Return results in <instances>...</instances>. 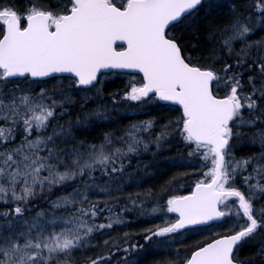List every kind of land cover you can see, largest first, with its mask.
Listing matches in <instances>:
<instances>
[{
    "label": "snow or ice",
    "instance_id": "snow-or-ice-1",
    "mask_svg": "<svg viewBox=\"0 0 264 264\" xmlns=\"http://www.w3.org/2000/svg\"><path fill=\"white\" fill-rule=\"evenodd\" d=\"M160 252L264 264V0H0V264Z\"/></svg>",
    "mask_w": 264,
    "mask_h": 264
},
{
    "label": "trees",
    "instance_id": "trees-1",
    "mask_svg": "<svg viewBox=\"0 0 264 264\" xmlns=\"http://www.w3.org/2000/svg\"><path fill=\"white\" fill-rule=\"evenodd\" d=\"M126 79V78H125ZM122 82L120 79H115L112 83L109 84L108 88L106 89V91H112L115 88H121ZM171 115H175V113L171 112L169 109H164L162 112L161 111H156L153 110L151 112H148L146 114V116H156V117H161V116H171ZM145 115H128V114H124L123 115V119L121 121V123H127L129 121H133V120H137V119H145L146 118ZM158 130V129H157ZM163 155L167 156V155H175V151H173L172 153H163ZM143 159L147 160L150 159V157H148L147 155H145L143 157ZM133 163H135V161H133ZM160 170H162L164 172L163 175H160L159 173H157L156 176L146 179L145 182L140 186L142 188H149V187H154L157 191H159V187L160 185L168 179L169 176H171L172 174L176 173V172H191L194 169L198 170V168H196L195 164H193L192 167H172V168H168V166L166 164H161L158 166ZM46 174V173H45ZM196 179L195 176H189L187 178V181L184 184V187L182 189H180L178 192L176 193H170V194H184L186 191H190L191 190V182ZM175 187V186H173ZM137 191V187L135 184H132L128 187L124 188L123 193H112L114 196H126L128 193H135ZM55 195H59L60 192L59 190H54ZM111 194V195H112ZM95 198V197H93ZM120 204H124L125 200L124 199H120ZM103 204L100 205L101 208H103ZM147 207H151L150 204L147 205ZM112 211L114 212H119L120 209L119 208H113ZM132 218L133 221L132 223L126 225V226H121V227H117L115 228L111 233H109L110 236H115V235H121L126 231H132L133 233H135L136 230L140 229V228H144V227H148L149 224H153V223H157L158 221L152 219L151 217L148 216H137L136 213H132ZM139 222H136V221ZM206 235V233H205ZM135 238V237H133ZM101 243H103V240L105 239L104 236H99L97 238ZM200 239L199 235H190L188 236V239L186 241H184L183 243L186 244H190L192 241L194 240H198ZM258 247V245H251V247L249 246H245V250H244V255H249L251 252H254L255 249ZM94 252H76L74 255L75 257L78 259L81 256H86V255H94ZM121 255H123L121 253ZM171 253H152L149 254V256L147 257L146 260H142L141 264H150V262L154 259H163L165 256L171 257ZM254 264H259V260H255Z\"/></svg>",
    "mask_w": 264,
    "mask_h": 264
},
{
    "label": "rangeland",
    "instance_id": "rangeland-1",
    "mask_svg": "<svg viewBox=\"0 0 264 264\" xmlns=\"http://www.w3.org/2000/svg\"><path fill=\"white\" fill-rule=\"evenodd\" d=\"M114 193V192H113ZM112 194V193H111ZM112 196H114L113 194H112Z\"/></svg>",
    "mask_w": 264,
    "mask_h": 264
},
{
    "label": "flooded vegetation",
    "instance_id": "flooded-vegetation-1",
    "mask_svg": "<svg viewBox=\"0 0 264 264\" xmlns=\"http://www.w3.org/2000/svg\"><path fill=\"white\" fill-rule=\"evenodd\" d=\"M249 247H251V246H249Z\"/></svg>",
    "mask_w": 264,
    "mask_h": 264
},
{
    "label": "water",
    "instance_id": "water-1",
    "mask_svg": "<svg viewBox=\"0 0 264 264\" xmlns=\"http://www.w3.org/2000/svg\"><path fill=\"white\" fill-rule=\"evenodd\" d=\"M66 75V74H65Z\"/></svg>",
    "mask_w": 264,
    "mask_h": 264
}]
</instances>
